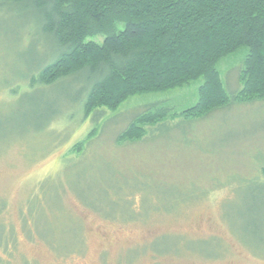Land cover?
<instances>
[{
	"label": "rangeland",
	"instance_id": "374dc122",
	"mask_svg": "<svg viewBox=\"0 0 264 264\" xmlns=\"http://www.w3.org/2000/svg\"><path fill=\"white\" fill-rule=\"evenodd\" d=\"M27 12L0 3V264H264V99L120 140L202 79L85 116L89 72L31 85L54 52ZM246 55L217 65L229 95Z\"/></svg>",
	"mask_w": 264,
	"mask_h": 264
},
{
	"label": "trees",
	"instance_id": "16d2710c",
	"mask_svg": "<svg viewBox=\"0 0 264 264\" xmlns=\"http://www.w3.org/2000/svg\"><path fill=\"white\" fill-rule=\"evenodd\" d=\"M0 3L28 10L30 27L43 33L53 47V60L31 77V85L50 86L89 72L82 90L85 116L102 107L116 110L135 95L182 88L202 79L192 107L179 114L164 107L145 110L120 140L141 138L146 126L167 117L200 118L232 101L264 99V0ZM241 47L247 48L239 74L241 88L229 95L217 65ZM83 145L80 142L75 149L80 151Z\"/></svg>",
	"mask_w": 264,
	"mask_h": 264
}]
</instances>
